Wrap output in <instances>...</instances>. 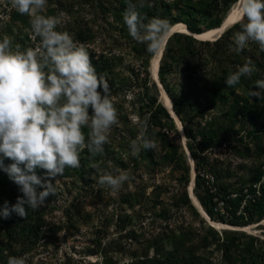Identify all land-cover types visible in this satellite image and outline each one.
Here are the masks:
<instances>
[{"label": "trees", "instance_id": "trees-1", "mask_svg": "<svg viewBox=\"0 0 264 264\" xmlns=\"http://www.w3.org/2000/svg\"><path fill=\"white\" fill-rule=\"evenodd\" d=\"M47 2L55 7L49 11L50 15L62 9L75 11L72 1ZM133 2L137 3L138 0ZM75 4L79 6L76 11H79L77 17L81 19L76 17L67 25L59 26L58 31H67L75 41L88 45V42H95L99 36L95 33L93 25L102 20L105 27H100V31L125 32L124 39L142 60L146 75L127 68L125 71H129L130 75L123 79V75L116 70L119 67L123 70L126 68L122 58L105 53L97 54L87 48L96 73L103 77L107 84L111 99L119 96L121 92L125 93L126 88L135 84L144 92L141 98L139 127L146 118L147 135L155 140L157 147L160 146L162 157L157 158V147L155 150L141 148L138 155L130 154L128 161H121L112 150L111 136H115L114 133L109 135V142L104 145L103 153L91 160L90 154L84 150L80 156L81 166L78 169L66 168L60 178L71 179L74 186L79 183L85 186L89 181L97 186L94 192L104 204L101 217L99 216L100 225H96V212L85 211L80 205L73 203L64 210L65 223L59 228L50 226V243L60 230L75 235L80 233L84 226L95 223L90 242L93 248L89 252L99 253L104 259V264H264V239L240 230L219 231L208 223L194 205L188 189L192 182L193 166L188 160L186 150L172 141L173 136L180 137L175 120L159 103L158 94H150L153 88L158 91L156 83L150 85L152 79L148 70L156 54L149 53L145 44L129 35L122 19L127 0H77ZM235 4L236 0H148L145 7L138 10L142 18L156 17L166 20L170 30L175 24H184L191 33L200 35L220 28ZM69 6L72 8L69 9ZM92 9L97 14L93 20L80 16L83 12H92ZM29 19L27 15H21L11 8L0 26V39L9 37L13 46L19 44L21 48L29 47ZM239 28L238 23L234 24L215 42L201 41L186 33H174L167 41L160 62L159 77L183 123L188 139L187 148L195 161V197L211 220L244 228L264 221V95L260 98L249 95L250 90H257L254 89V82L264 79V52H261L255 43L246 45L242 51H235L232 37ZM190 59H197V62L209 66V69L205 72L201 84L195 83L181 95H176L168 87L167 77L171 74L174 64L186 62L190 68ZM247 59L253 62L252 75L241 77L240 83L234 87L225 86L227 76L236 71L237 66H242ZM113 104L116 105V102ZM125 129L130 139L123 137L118 140L119 147H124L139 134V128L128 125ZM84 132L87 135L88 129H84ZM224 147L243 160L234 169L232 163L226 165L219 159H211L212 152ZM246 161L248 162L243 163ZM92 162L98 167H90ZM10 163V160L4 159L5 166ZM109 165L129 172L130 179L125 185L134 182L132 190H128L122 199L107 196L105 187L98 183V177L104 174H100V170L107 172ZM159 166L162 169L171 168V179L177 181L181 189L165 201V191L155 187L152 191L155 209L152 224L161 221L167 225L161 224V229L156 234L127 252L123 241L119 239H126L128 236L129 239L137 240L140 236H146L145 225L142 222L136 225L135 219H141L143 216L142 211L145 210L146 200L149 199L147 190L153 186L147 183L135 184L136 179L141 177L138 172L143 167L156 169ZM37 175L44 178L46 173L37 169ZM18 196H22L18 186L0 170V209L5 202L9 207L14 205ZM124 202L129 203L132 211L130 214L122 215ZM113 204L118 206L110 209ZM184 210L194 220L201 222V229L191 223L177 226L169 224L173 212ZM46 214V208H29L25 218L15 213L7 219L0 217V264H7L9 256L19 257L37 247L44 237ZM113 226L115 233L111 231ZM114 234L121 237L107 243V238ZM118 252L130 255L128 261L124 260L122 263L117 260L115 256ZM63 264L84 263L68 258Z\"/></svg>", "mask_w": 264, "mask_h": 264}, {"label": "clouds", "instance_id": "clouds-1", "mask_svg": "<svg viewBox=\"0 0 264 264\" xmlns=\"http://www.w3.org/2000/svg\"><path fill=\"white\" fill-rule=\"evenodd\" d=\"M11 7L27 15L34 46H13L9 37L0 39V170L18 186L22 196L9 207L5 202L0 217L15 213L21 218L28 209L41 207L53 194L51 179L60 177L66 168L78 169L84 150L90 160L103 153L109 135L118 123V110L112 102L106 82L98 76L86 46L67 31H58L61 18L43 14L47 0H10ZM148 0H127L122 19L129 35L157 54L163 36L170 30L166 20L141 17L138 9ZM149 6L150 3H149ZM236 23L233 33L235 51L255 43L264 52V0H236ZM147 19V23H145ZM253 62L247 59L224 81L234 87L241 77H250ZM251 97L264 95V79L254 82ZM84 129H88L87 135ZM147 119L141 123L136 139L131 140L133 156L141 148L155 150V140L147 135ZM4 159L11 163L4 165ZM90 167L97 168L95 162ZM44 170V178L37 175ZM104 173L98 183L119 191L130 179L129 172ZM42 189V190H38ZM7 264H26V256H9Z\"/></svg>", "mask_w": 264, "mask_h": 264}, {"label": "rangeland", "instance_id": "rangeland-1", "mask_svg": "<svg viewBox=\"0 0 264 264\" xmlns=\"http://www.w3.org/2000/svg\"><path fill=\"white\" fill-rule=\"evenodd\" d=\"M63 1H72V3H74L73 6H75L74 7L75 11L68 12L66 9H62L57 11L56 14H51L54 16H59L61 18L60 26H65L67 25L68 22H72V20H74L79 13V11H76L79 9V6L75 4L77 0H63ZM0 2L2 4V7L0 8V14H6L7 16V11H9L12 8L11 2L10 0H0ZM234 7L235 5L232 7L231 11L234 9ZM54 8L55 7L50 2H47V6L44 10L45 14L50 15L49 11ZM70 8H72V6H69V9ZM80 16H84L85 19L88 20H93L95 17H97V14L92 9V12L89 10V12L86 13L83 12L82 14H80ZM4 19L2 20V22L4 21ZM79 19H81V17H79L78 20ZM93 26L95 33H98L99 36L98 38H96L95 42H90V43L88 42L86 48L93 50V52L97 54L105 53L108 56H110L109 54H111V55H115L117 58H122L126 68L123 70L122 68L119 67L116 70L118 73L123 75L122 76L123 79H125V77L127 78L130 75L129 71H125L127 68L132 71H135L136 73L142 72L144 76L146 75L147 72L146 70H144L142 60L138 58V55L132 51L131 44L124 39V35L126 34L125 32L124 33L118 31L107 32L108 30H103L101 32L100 27H105V23H103L102 20H98V23L94 24ZM184 26L186 27V25ZM175 33H186V32H183L182 30L178 29L177 32ZM166 35L163 36L160 47L165 41ZM221 35L222 33L216 35L211 40H201V41L215 42L221 37ZM197 59L189 60V64L191 65L190 68H188V64L186 62L173 65L171 74L167 77V85L171 89L172 93L176 95H181V93L185 91V89L192 87L193 84L202 83L205 72H207L209 66L202 64L201 62H197ZM150 68L148 69L149 72H150ZM150 76H151L150 78L152 79L150 85H153L155 83V80L152 76V72H150ZM162 86L164 88V85ZM164 90L166 91L165 88ZM124 92L125 93L121 92L119 96L117 97L115 96L112 98V101L116 102L115 107L118 110V123L113 126L110 135H112L113 133L116 134L115 136L114 135L111 136V141L113 144L112 150L115 152L116 158L126 162L129 160L130 154H132L131 150H129L130 142L124 147H119L117 141L122 139L123 137L130 139L129 138L130 136H128L129 133L125 129L128 125L132 126L133 128L134 127L139 128V132H140L139 113L141 106V98H143L144 92L142 90L140 91V88L137 87V84H135L131 88H126ZM150 94H155V95L158 94L159 103L163 105L161 100V91L159 89L156 92V90L153 88L152 91H150ZM167 95L170 99L168 93ZM170 101L172 102L171 99ZM181 125L183 132L177 126L180 132V137L173 136L172 141L173 143L185 149L187 148L188 139L186 137L182 122ZM187 149H185L186 152H188ZM155 153L158 159L162 157L160 146L156 148ZM187 157L190 164L192 165V161L190 160L191 157L189 156V153H187ZM211 159L212 160L219 159L220 161L226 163V165L232 163L233 169L237 167L240 162L243 161L241 158L236 157L231 150H228L225 147L212 152ZM247 162L248 161L243 163H247ZM109 166L110 168H108L107 172L104 170H100L101 171L100 174L106 172L116 175L117 174L116 170L121 169V168L115 169L116 168L115 166L113 167L111 165ZM138 174L141 177L140 178L137 177L138 179H136L135 184L139 185L140 183L141 184L147 183V185L148 184H150L151 186L153 185L147 190V196H149V199L146 200L147 203L144 206L145 210L142 211L143 216L141 217V219L139 218L135 219L136 225H140L141 222L143 223V225H145L144 227L146 228L145 229L146 236L145 237L140 236L139 239L135 240V239H129L128 236H126V239H119V237L121 236H119V234L117 235L114 234L108 237L106 240L107 243H110L111 240H118V239L120 241H123V244L125 245V250H127V252H129L132 249H135L137 245L140 244V242H143L144 240L149 239L151 236L156 234L161 229V224L167 225L162 223L161 221L152 224L154 217L153 213L155 210L153 206L154 198L152 196V191L155 189V187L157 186L161 188V190L165 191L163 197L165 201H167L170 196L180 191L181 189L180 186L178 185V182L171 179V168L169 167L165 169H162V167L160 166L157 167L156 169L143 167V169L140 170ZM191 176H193V170L191 171ZM93 178L96 179V176H94ZM50 182L54 184L55 191L53 194H50L46 198L44 204L41 207H39V209H45V208L47 209V214L45 216L47 224L43 227L44 237L32 252L20 256H26V264H63L64 261H66L68 258H74L79 262H83L84 264L87 263L104 264V259L99 253L89 252L90 249L93 248L91 247L92 244L90 242L93 236V232H94L93 230H95L94 228L95 223H90L84 226L80 231V233L75 235H71L69 233H66V231L60 230L57 232V235L53 238L52 243H50L48 238L49 235L51 234V230L49 229L50 226L56 228L61 227L66 221L64 210L66 208H69L73 203L80 205L85 211H89L93 213L96 212L97 214L96 225H100L99 219L101 217V210L103 209L104 204L99 198L96 197V194L94 192L97 190L96 188L97 186H95L94 183H91V181H89V184L85 186L80 183L74 186V183L71 184L72 183L71 179L60 178V177L51 179ZM128 185L123 184L119 191H112L106 186H104L105 187L104 190L107 196L112 197L114 199H119L123 195H125L128 190H132L134 186V182L130 183L131 186ZM190 185L188 189L190 188ZM122 204L124 205V207L122 206L124 208V210L122 211V215L128 213L130 214L132 211L130 210L129 203L124 202ZM119 205L121 204L119 203ZM117 206L118 205L113 204L110 206V209H115V207ZM137 209H139V206H137ZM189 223L194 224L199 229H201L202 227L201 222L199 220H194L193 217L190 216V214H188L187 211L185 210L181 212H173L169 220V224L171 226H177V225L189 224ZM216 223H220V222H216ZM220 224H224V223H220ZM227 228H223V229L216 228V229L219 231H223L224 229ZM231 228L233 229L234 227L231 226ZM111 231L112 233H115L114 226L111 228ZM240 231H245L250 235L258 236L261 239H264V221L244 227L243 230ZM129 256L130 255L126 256L125 253L118 252L115 257L117 258V260H120L123 263L124 260L128 261ZM217 257L219 258V254H217Z\"/></svg>", "mask_w": 264, "mask_h": 264}, {"label": "bare ground", "instance_id": "bare-ground-1", "mask_svg": "<svg viewBox=\"0 0 264 264\" xmlns=\"http://www.w3.org/2000/svg\"><path fill=\"white\" fill-rule=\"evenodd\" d=\"M237 18H238L237 17V9H236V7H234V9L229 13L227 18L225 19V22L223 23L224 24L223 27L206 31L203 34H200L198 37L200 39H202V40H211L216 35H219L220 33H222L224 28H226V27L232 25L233 23H235ZM175 25L173 27L175 31L180 29L183 32H187V29H186V27L184 25H182V24H178L176 26ZM164 44H165V41L163 42L162 46L160 47L159 52L152 59L151 72H152V76H153L154 80H156V81H159V72L158 71H159V68H160V62H161V59H162V53H163ZM159 84H160L161 100H162L163 106L166 109H168V111H170V113L173 115V117L175 118V120L177 122V126L182 131L181 122H180L179 118L175 115V113L173 111V103L170 101V99H169V97H168L166 91L164 90V88H163V86H162L160 81H159ZM190 190H191V186H190ZM192 199L194 200L196 205L199 207V209H201L202 213L205 214L200 202L198 201V199L193 194H192ZM209 222H210L211 225L215 226L218 229H221V228L223 229V228H227V227L231 228L230 225L228 226V225H225V224L216 223V222H213L210 219H209ZM234 228H236V227H234Z\"/></svg>", "mask_w": 264, "mask_h": 264}, {"label": "water", "instance_id": "water-1", "mask_svg": "<svg viewBox=\"0 0 264 264\" xmlns=\"http://www.w3.org/2000/svg\"><path fill=\"white\" fill-rule=\"evenodd\" d=\"M234 24H236V22L234 23ZM234 24H232V25H230V27L231 26H233ZM224 25V24H223ZM223 25L221 26V27H223ZM229 26L228 27H226V28H224V30H223V32H222V35L224 34V32L227 30V28H230ZM186 29H187V27H186ZM175 32H177V31H175L174 30V28H172L171 30H170V32H168L167 33V35H166V38H165V44H164V47H163V53H162V57H163V54H164V50H165V46H166V44H167V41H168V39L170 38V36L171 35H173ZM187 34H189V35H193L195 38H197V39H199V40H202V39H200L198 36V34H193V33H191L188 29H187V32H186ZM221 35V36H222ZM151 65H152V61H151ZM160 69V68H159ZM150 72H151V68H150ZM159 72V71H158ZM159 81H160V78H159ZM159 81H156L155 80V83H156V85H157V87H158V89L160 90V84H159ZM161 82V81H160ZM173 102V101H172ZM168 110V109H167ZM173 111H174V113H175V115L178 117V115L176 114V112H175V110H174V104H173ZM169 113H170V111H168ZM170 115L172 116V118L175 120V118L173 117V115L170 113ZM179 118V117H178ZM175 123H176V125H177V122H176V120H175ZM185 149H187V148H185ZM187 153H189V156L191 157V161H192V166H193V176H192V182H191V190H190V188H189V191H190V196H191V198H192V194H193V188H194V185H195V180H196V171H195V164H194V159H193V157H192V155H191V153L189 152V150L187 149ZM193 203H194V205L199 209V207L196 205V203L194 202V200H193ZM199 212L202 214V216L209 222V219L211 220V218L205 213V211H204V213L205 214H203L202 213V211H201V209H199ZM210 223V222H209ZM211 225V224H210ZM211 226H213V225H211ZM213 227H215V226H213ZM227 229H232V228H227ZM225 230V229H224ZM232 230H243V228H233Z\"/></svg>", "mask_w": 264, "mask_h": 264}, {"label": "built area", "instance_id": "built-area-1", "mask_svg": "<svg viewBox=\"0 0 264 264\" xmlns=\"http://www.w3.org/2000/svg\"><path fill=\"white\" fill-rule=\"evenodd\" d=\"M7 17L6 14H0V24L2 22V20ZM32 34L30 35V40H29V44L30 46H34L38 41H34L32 38ZM86 46V45H85ZM194 189V188H193Z\"/></svg>", "mask_w": 264, "mask_h": 264}, {"label": "crops", "instance_id": "crops-1", "mask_svg": "<svg viewBox=\"0 0 264 264\" xmlns=\"http://www.w3.org/2000/svg\"><path fill=\"white\" fill-rule=\"evenodd\" d=\"M225 22V21H224Z\"/></svg>", "mask_w": 264, "mask_h": 264}]
</instances>
